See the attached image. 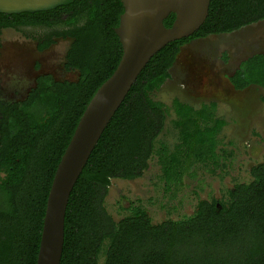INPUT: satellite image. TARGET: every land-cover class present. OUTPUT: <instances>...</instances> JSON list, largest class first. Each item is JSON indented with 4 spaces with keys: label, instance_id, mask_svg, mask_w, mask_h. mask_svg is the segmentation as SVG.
Returning <instances> with one entry per match:
<instances>
[{
    "label": "trees",
    "instance_id": "trees-1",
    "mask_svg": "<svg viewBox=\"0 0 264 264\" xmlns=\"http://www.w3.org/2000/svg\"><path fill=\"white\" fill-rule=\"evenodd\" d=\"M122 12L120 0H74L48 11L0 13V28L47 29L37 39L39 49L54 38L70 39L64 67L77 73L74 80L39 75L30 100L4 113L11 120L0 138V264H36L57 164L87 103L121 58L114 28ZM174 17L170 13L164 25L170 26ZM261 19L264 0H210L207 17L194 33L168 42L150 58L70 192L59 264H264V161L250 168L249 182L230 188L225 202L201 199L194 213L182 219L153 223L135 205L114 221L103 205L111 179L138 177L154 153L168 185L196 163L218 161L225 121L215 117V103L196 108L173 99L177 142L155 148L166 113L149 94L170 77L184 44ZM228 78L236 90L264 87V54L242 60Z\"/></svg>",
    "mask_w": 264,
    "mask_h": 264
},
{
    "label": "rangeland",
    "instance_id": "rangeland-1",
    "mask_svg": "<svg viewBox=\"0 0 264 264\" xmlns=\"http://www.w3.org/2000/svg\"><path fill=\"white\" fill-rule=\"evenodd\" d=\"M45 30L37 26L0 28L2 86L21 93L39 75L76 79L77 73L64 67L70 39L54 38L48 47L39 49L37 39ZM255 53L264 54V19L231 32L194 39L180 48L169 69L170 77L149 94L162 103L166 113L155 148L162 143L171 148L177 142L171 124L175 117L173 99L196 108L213 102L215 117L225 121L218 135V161L196 163L181 180L168 185L154 153L138 177L111 179L103 205L114 221L130 214L135 205L142 207L153 223L182 219L194 213L199 200L225 202L230 188L251 180L250 168L264 161V87L249 85L236 90L228 77Z\"/></svg>",
    "mask_w": 264,
    "mask_h": 264
},
{
    "label": "water",
    "instance_id": "water-1",
    "mask_svg": "<svg viewBox=\"0 0 264 264\" xmlns=\"http://www.w3.org/2000/svg\"><path fill=\"white\" fill-rule=\"evenodd\" d=\"M74 0H0V13L48 11ZM123 12L114 28L122 47L112 74L83 110L61 155L46 199L36 264H59L64 217L70 192L101 133L150 58L168 42L188 37L204 22L210 0H120ZM173 13L170 26L163 21Z\"/></svg>",
    "mask_w": 264,
    "mask_h": 264
},
{
    "label": "flooded vegetation",
    "instance_id": "flooded-vegetation-1",
    "mask_svg": "<svg viewBox=\"0 0 264 264\" xmlns=\"http://www.w3.org/2000/svg\"><path fill=\"white\" fill-rule=\"evenodd\" d=\"M192 41V40H191ZM36 87V78L30 87L21 93L16 88L4 87L0 82V138L3 130H6L10 123V118L5 117L4 113L13 112V110L23 107L31 98ZM12 116V115H10Z\"/></svg>",
    "mask_w": 264,
    "mask_h": 264
}]
</instances>
